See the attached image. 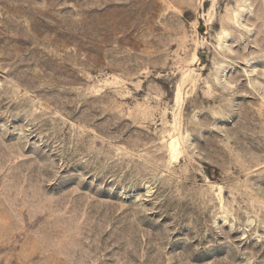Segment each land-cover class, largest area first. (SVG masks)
I'll use <instances>...</instances> for the list:
<instances>
[{
	"label": "rangeland",
	"instance_id": "1",
	"mask_svg": "<svg viewBox=\"0 0 264 264\" xmlns=\"http://www.w3.org/2000/svg\"><path fill=\"white\" fill-rule=\"evenodd\" d=\"M0 264H264V0H0Z\"/></svg>",
	"mask_w": 264,
	"mask_h": 264
}]
</instances>
